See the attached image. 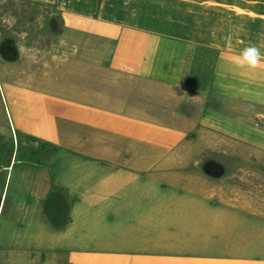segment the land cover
I'll use <instances>...</instances> for the list:
<instances>
[{
	"label": "crops",
	"instance_id": "crops-1",
	"mask_svg": "<svg viewBox=\"0 0 264 264\" xmlns=\"http://www.w3.org/2000/svg\"><path fill=\"white\" fill-rule=\"evenodd\" d=\"M23 2L85 21L70 30L104 41L87 44L102 52V74L38 92L27 72L23 91L10 87L11 138L0 131V264H264V223L159 188L157 174L135 167L142 156L118 157L126 165L116 166L90 154L111 150L97 136L171 148L196 130L264 152V127L219 104L264 108V68L239 70L226 59L229 37L236 53L250 45L264 53V0ZM170 92L192 98L198 112L163 108L177 116L169 123L144 102ZM241 235H250L245 246L229 249L227 238Z\"/></svg>",
	"mask_w": 264,
	"mask_h": 264
},
{
	"label": "rangeland",
	"instance_id": "rangeland-1",
	"mask_svg": "<svg viewBox=\"0 0 264 264\" xmlns=\"http://www.w3.org/2000/svg\"><path fill=\"white\" fill-rule=\"evenodd\" d=\"M76 27H87V23L65 21L54 6L0 0V42L6 40L0 46V131L4 132L3 139L11 138L10 87L17 86L23 91L24 85H28L27 72L32 77L29 86L38 92L45 88L61 91L70 86L71 81L80 83L81 87V80H86L88 75L96 78L102 74L101 67L97 68L103 59L102 52L88 50L87 44L97 46L104 41L70 30ZM40 77L47 80H38ZM161 95L165 97L144 102H150L152 113H162L160 118L166 122L177 123L178 120L177 116L161 111L163 108L187 114H196L199 110L192 98L183 100L182 95L171 92ZM219 104L224 114L264 127V108L229 100H220ZM94 138L109 142L111 150L93 148L90 154L109 155L117 162L116 166L126 165L118 157L142 156V162L135 167L157 174L153 177L158 178L159 188L179 190L180 194L184 191L185 195L198 194L195 197L202 198L203 204H207L206 199L215 201L228 207V211H234L242 221L264 223V152L210 130H196L171 148L131 147L125 140L111 136ZM247 237L227 238L231 241L228 248L241 250ZM256 237L254 233L248 241H257Z\"/></svg>",
	"mask_w": 264,
	"mask_h": 264
},
{
	"label": "clouds",
	"instance_id": "clouds-1",
	"mask_svg": "<svg viewBox=\"0 0 264 264\" xmlns=\"http://www.w3.org/2000/svg\"><path fill=\"white\" fill-rule=\"evenodd\" d=\"M228 40L229 51L226 53V59L234 68L251 71L264 68V53L259 47L250 45L236 53L231 50L230 37Z\"/></svg>",
	"mask_w": 264,
	"mask_h": 264
},
{
	"label": "flooded vegetation",
	"instance_id": "flooded-vegetation-1",
	"mask_svg": "<svg viewBox=\"0 0 264 264\" xmlns=\"http://www.w3.org/2000/svg\"><path fill=\"white\" fill-rule=\"evenodd\" d=\"M25 3V2H24ZM27 3V2H26Z\"/></svg>",
	"mask_w": 264,
	"mask_h": 264
},
{
	"label": "built area",
	"instance_id": "built-area-1",
	"mask_svg": "<svg viewBox=\"0 0 264 264\" xmlns=\"http://www.w3.org/2000/svg\"><path fill=\"white\" fill-rule=\"evenodd\" d=\"M1 170V169H0Z\"/></svg>",
	"mask_w": 264,
	"mask_h": 264
}]
</instances>
